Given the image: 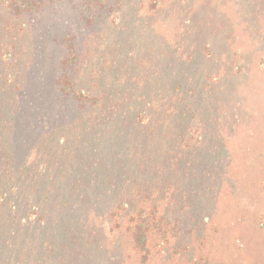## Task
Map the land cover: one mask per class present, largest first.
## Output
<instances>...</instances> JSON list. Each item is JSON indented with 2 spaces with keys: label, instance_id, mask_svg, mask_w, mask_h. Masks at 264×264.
Listing matches in <instances>:
<instances>
[{
  "label": "trees",
  "instance_id": "16d2710c",
  "mask_svg": "<svg viewBox=\"0 0 264 264\" xmlns=\"http://www.w3.org/2000/svg\"><path fill=\"white\" fill-rule=\"evenodd\" d=\"M58 1L0 0V35H9L15 42L20 31L16 28L28 26L34 14V26L45 30L44 43L56 44L60 37L53 32L63 25L58 18L64 9L54 11ZM126 1L69 0L68 10L80 13L85 26L93 25L96 15L100 17L101 26L92 33L102 37L97 43L103 52L101 69L91 74L95 63L84 66L80 54L81 60L66 50L59 65L62 74L54 84L57 97H52L47 110L57 111L61 98L71 96L81 113L53 127L48 135H38L34 162L28 168L13 167V144L4 132L9 127L12 130L17 97L15 88L3 79L6 75L1 76L0 264H68L69 243L82 244L69 252L73 260L88 248L84 241L89 226L73 227L69 233V225L80 218L86 222L91 218L103 230L120 233L138 264L153 260L157 264H264V257L261 261L241 258L240 242L238 254L231 251L233 244L229 251L213 240L205 225L214 215L204 216L206 201L196 200L197 191L208 193L210 199L216 194L213 184L205 181L210 172L215 174V163L200 165V171L195 166L209 146L208 129L217 107L213 98L201 95L208 75L202 71L201 83L194 77L187 82L180 65L187 61L174 57L172 69L160 65L167 79L154 78L159 70L150 74L146 64L149 69L141 81L127 78L124 61L116 62L113 56L105 59L106 52H130L141 36L135 26L140 20L133 21L135 14L142 8L154 15L160 5L159 0H149L147 5L139 0L134 9ZM236 1L249 31L256 29L259 20L264 22V0ZM2 16L9 20L7 25ZM66 29L61 41L65 49L66 35L71 33ZM12 49L17 51V43ZM204 53L206 58L213 55L207 47ZM153 58H158L154 51ZM186 58L194 64L193 52ZM1 60V65L9 64L11 52L0 54ZM102 73L111 79L101 81ZM80 75L86 78L79 81ZM259 169L264 176V147ZM255 225L264 243V205L256 213ZM88 233L94 237L96 231Z\"/></svg>",
  "mask_w": 264,
  "mask_h": 264
},
{
  "label": "rangeland",
  "instance_id": "374dc122",
  "mask_svg": "<svg viewBox=\"0 0 264 264\" xmlns=\"http://www.w3.org/2000/svg\"><path fill=\"white\" fill-rule=\"evenodd\" d=\"M140 1L145 5L149 2ZM58 2L54 11L59 7L65 10L62 9L58 18L63 25L53 32L60 37L56 44L44 43L45 30L41 25L34 26V14L30 16L28 26L20 24L19 29L16 28L20 31L15 42L9 35H0V54L9 51L12 56V61L6 66L0 61V82L3 81L1 76L6 75L3 79L15 88L18 104L13 114L12 130L9 127L4 132L13 144L14 169L28 168L33 164L34 140L38 135H48L53 127L70 122L81 113L78 103L71 96L61 98L57 111L47 110L52 97H57L54 84L62 74L59 65L66 57V50L69 48L75 55L80 54L83 62L86 61L84 66L95 63V71L91 74L99 73L101 69L99 58L103 52L97 43L102 37L93 35L101 26L98 24L100 17L96 15L93 25L87 27L80 19V13L68 10L69 0ZM137 2L139 0H127L126 6L133 5L131 8L137 9ZM237 2L159 0L156 14L149 16L142 8L135 14L133 21L140 20L135 26L141 32L140 38L135 41L137 45H132L126 55L106 52L105 59L113 56L116 62L124 61L127 78L135 77L141 81L146 69H149L146 64L152 70L150 74L159 70L154 78L167 79L160 65L167 64L168 69H172L170 62L174 57L187 61L180 63L182 76L187 82L194 77L201 83L202 71L208 75L203 80L201 95L213 98L217 107L208 129L209 146L204 156L197 158L195 166L200 171V165L215 163V174L210 172L205 181L211 186L213 184L216 194L210 199L208 193L197 191L196 200L201 198L206 201L207 210L204 211L208 212H204V216L214 215L213 221L205 225L213 240L229 251V245L233 244L231 251L238 254L240 247H237V242H240L243 244L241 258L248 260L256 257L261 261L264 243L263 237L255 232V216L264 205V176L259 169V154L264 147V22L259 20L256 29L254 27L249 31L240 19L243 15ZM2 17L7 25L9 20ZM64 21L67 23L64 24ZM64 26L71 32L66 35L69 39L66 49L65 44L61 45L65 37ZM15 43L17 51L12 49ZM205 47L212 51V56L206 58ZM152 51L158 58L150 59ZM188 52L195 54L193 65L186 58ZM85 75H80L78 80L82 81ZM101 79L107 81L111 77L102 73ZM22 172L20 170L19 175ZM203 177L206 178V175ZM202 181L203 178L199 180ZM91 222V218L88 222L80 218L78 223L69 225V233L73 227L79 229L84 224L89 227L84 241L88 248L83 249L82 254L79 252L81 255L73 260L69 252L81 248L82 244L69 243L68 264H138L127 240L120 233H109L99 226V222ZM93 230L96 231L94 237L88 233ZM17 246L22 245L18 242ZM148 264L157 262L153 260Z\"/></svg>",
  "mask_w": 264,
  "mask_h": 264
}]
</instances>
